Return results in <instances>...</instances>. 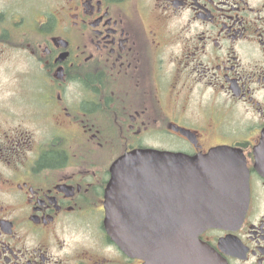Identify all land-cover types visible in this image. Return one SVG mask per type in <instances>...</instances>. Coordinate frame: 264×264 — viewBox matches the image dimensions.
<instances>
[{"label": "flooded vegetation", "instance_id": "1", "mask_svg": "<svg viewBox=\"0 0 264 264\" xmlns=\"http://www.w3.org/2000/svg\"><path fill=\"white\" fill-rule=\"evenodd\" d=\"M25 1L0 4V264H264V0ZM217 146L249 173L237 228L109 235L119 157Z\"/></svg>", "mask_w": 264, "mask_h": 264}, {"label": "water", "instance_id": "2", "mask_svg": "<svg viewBox=\"0 0 264 264\" xmlns=\"http://www.w3.org/2000/svg\"><path fill=\"white\" fill-rule=\"evenodd\" d=\"M119 193L121 198L116 200ZM249 194L245 161L231 147H214L201 157L138 148L112 165L105 226L126 249L134 247L133 240L143 241L139 246L145 249L146 231H153L151 239L155 242H180L184 237H161L156 233L235 229L244 219ZM141 215H147V219ZM162 215L164 220L160 219ZM131 231L142 235L133 236Z\"/></svg>", "mask_w": 264, "mask_h": 264}, {"label": "rangeland", "instance_id": "3", "mask_svg": "<svg viewBox=\"0 0 264 264\" xmlns=\"http://www.w3.org/2000/svg\"><path fill=\"white\" fill-rule=\"evenodd\" d=\"M5 1H6V0H0V4H1V5H5V4H4ZM37 1H40L41 4H42V2H43V3L45 2V0H37ZM22 6H23L26 10H30V8L34 6V3H33V2H30V1H25V2H24V0H22Z\"/></svg>", "mask_w": 264, "mask_h": 264}]
</instances>
